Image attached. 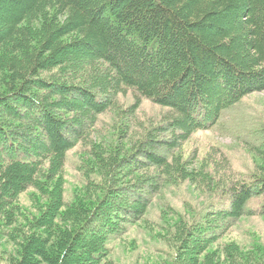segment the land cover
Returning a JSON list of instances; mask_svg holds the SVG:
<instances>
[{"label": "trees", "instance_id": "trees-1", "mask_svg": "<svg viewBox=\"0 0 264 264\" xmlns=\"http://www.w3.org/2000/svg\"><path fill=\"white\" fill-rule=\"evenodd\" d=\"M126 89L137 96L123 115H136L142 98L168 115L128 147L95 153L101 173L82 161L88 191L65 207L50 169L65 164ZM261 91L264 0H0V219L20 215L28 188L37 201L26 230L10 235L21 238L10 264H101L107 243L142 219L166 185L199 178L176 151ZM249 149L264 161V139ZM203 177L229 204L180 222L171 264H201L197 256L254 214L249 201L264 194V173L231 185Z\"/></svg>", "mask_w": 264, "mask_h": 264}, {"label": "rangeland", "instance_id": "rangeland-1", "mask_svg": "<svg viewBox=\"0 0 264 264\" xmlns=\"http://www.w3.org/2000/svg\"><path fill=\"white\" fill-rule=\"evenodd\" d=\"M136 96L133 89H126V92L119 94L116 104L100 115L86 139L67 152L65 164L50 169L51 181L58 177L61 179L62 204L65 207L74 202L77 193L83 191L85 195L88 191L83 186L82 161H87L96 172L101 173V168L96 164V154L109 156L119 145L128 147L142 135L144 127L168 115L166 108L146 98L141 99L136 115H123L122 111L128 109ZM126 127L127 137L123 138ZM263 139L264 91H261L245 96L227 109L214 127L193 133L176 151V157L182 156V160L189 164V172L198 173L199 178L196 181V178L191 177L166 185L142 219L130 224L120 238L107 243L109 254L101 264H171L177 250L174 232L178 230L180 222L193 221L202 211L229 204L228 197H223L213 186L215 184H204L203 176H212L217 182L226 179L231 185L242 179L250 180L252 174L261 175L264 173V161L249 147ZM48 163L45 164L46 169H49ZM38 178L42 179L40 176ZM35 192L34 187H31L19 195L17 203L20 209L19 206L17 208L20 215H16L10 224L4 225L6 222L0 219L1 264H10L12 257L18 255L21 238L10 235L16 228L26 230L25 219L36 213ZM263 206L264 194L252 198L249 207L254 214L228 224L220 240L207 245L205 252L197 256L199 262L264 264ZM188 257L193 256L189 254Z\"/></svg>", "mask_w": 264, "mask_h": 264}]
</instances>
